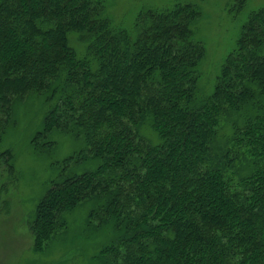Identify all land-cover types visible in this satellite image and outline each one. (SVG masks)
Wrapping results in <instances>:
<instances>
[{
    "label": "trees",
    "instance_id": "1",
    "mask_svg": "<svg viewBox=\"0 0 264 264\" xmlns=\"http://www.w3.org/2000/svg\"><path fill=\"white\" fill-rule=\"evenodd\" d=\"M201 1L127 29L105 0H0V141L13 101L35 92L48 109L34 149L53 148V132L82 143L36 206V251L89 204L86 230L108 235L99 264H264V7L201 97ZM0 158L12 170L11 153Z\"/></svg>",
    "mask_w": 264,
    "mask_h": 264
},
{
    "label": "rangeland",
    "instance_id": "2",
    "mask_svg": "<svg viewBox=\"0 0 264 264\" xmlns=\"http://www.w3.org/2000/svg\"><path fill=\"white\" fill-rule=\"evenodd\" d=\"M177 0H105V11L114 24L131 29L137 15L148 9L167 7ZM264 7V0H247L238 10L235 0H202L200 16L193 25L194 39L204 47L198 65V91L208 96L227 54L236 40L248 13ZM72 37V36H71ZM70 37V39H71ZM74 44L80 46L75 39ZM48 109L45 95L30 92L11 105L10 121L0 141V154L11 153L8 163L0 158V264H99L100 246L106 243L105 231L86 230L89 204L67 215V228L43 251H36L29 223L39 200L63 169L64 160L80 150L82 143L69 135L53 132L54 147L34 149L32 139L43 128ZM95 161L69 164L67 171H86Z\"/></svg>",
    "mask_w": 264,
    "mask_h": 264
}]
</instances>
